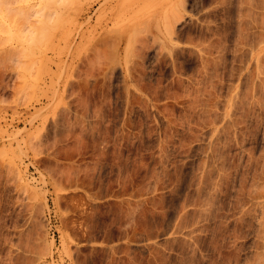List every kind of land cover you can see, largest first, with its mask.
Returning a JSON list of instances; mask_svg holds the SVG:
<instances>
[{"label": "rangeland", "instance_id": "1", "mask_svg": "<svg viewBox=\"0 0 264 264\" xmlns=\"http://www.w3.org/2000/svg\"><path fill=\"white\" fill-rule=\"evenodd\" d=\"M247 2L0 0V264H264Z\"/></svg>", "mask_w": 264, "mask_h": 264}, {"label": "bare ground", "instance_id": "2", "mask_svg": "<svg viewBox=\"0 0 264 264\" xmlns=\"http://www.w3.org/2000/svg\"><path fill=\"white\" fill-rule=\"evenodd\" d=\"M248 0H246V2H247ZM253 1V0H252ZM252 1H248L247 3V5H245V6H247V7H245L246 8V12H247V10H248V13L247 14H250L251 12H253L254 11V8L252 7L253 5L251 4V3H253ZM53 2H54V0H53ZM249 2H251L250 4L252 5L251 7H252V9H253V11H251L252 9H251V7L249 6ZM68 5V4H67ZM71 5V4H70ZM249 8L251 9V10H249ZM249 11H250V13H249ZM254 13V12H253ZM253 13H251V14H253Z\"/></svg>", "mask_w": 264, "mask_h": 264}]
</instances>
